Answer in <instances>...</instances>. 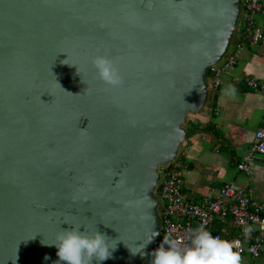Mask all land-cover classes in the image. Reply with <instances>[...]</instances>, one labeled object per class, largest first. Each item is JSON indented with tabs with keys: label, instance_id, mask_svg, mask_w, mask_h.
Wrapping results in <instances>:
<instances>
[{
	"label": "water",
	"instance_id": "obj_1",
	"mask_svg": "<svg viewBox=\"0 0 264 264\" xmlns=\"http://www.w3.org/2000/svg\"><path fill=\"white\" fill-rule=\"evenodd\" d=\"M239 20V0H0V264H64L70 227L115 240L99 264H150L161 170Z\"/></svg>",
	"mask_w": 264,
	"mask_h": 264
},
{
	"label": "crops",
	"instance_id": "obj_2",
	"mask_svg": "<svg viewBox=\"0 0 264 264\" xmlns=\"http://www.w3.org/2000/svg\"><path fill=\"white\" fill-rule=\"evenodd\" d=\"M261 4L264 6V0ZM256 20L260 24L259 15ZM241 30L240 24L234 40ZM244 76L264 82L263 42L245 46L237 63L220 75L219 91L210 92L206 107L187 115L188 136L179 156L184 164L180 169L182 188L190 201L205 195L216 197L226 183H233L251 197L264 201V153L254 155L252 173L244 172L245 178L237 166L255 142V131L264 126V93L247 89L237 81ZM224 226L231 228L228 224Z\"/></svg>",
	"mask_w": 264,
	"mask_h": 264
},
{
	"label": "built area",
	"instance_id": "obj_3",
	"mask_svg": "<svg viewBox=\"0 0 264 264\" xmlns=\"http://www.w3.org/2000/svg\"><path fill=\"white\" fill-rule=\"evenodd\" d=\"M239 4L241 33L233 41V47L223 62L208 69L207 79L212 94L219 91L220 75L227 73L237 63L245 46L264 43V6L261 0H239ZM257 15L260 17V24L256 20ZM237 81L250 90L264 93V82L256 78L244 76ZM254 139L255 142L237 165L238 169L247 175L252 173L254 155L264 153V126L255 131ZM183 166V161L178 155L161 170L155 189L160 202L161 232L149 248L150 264L151 252L159 247L164 236L179 239L187 245L190 243L193 230L197 228H204L213 236L233 243V250L240 255L242 253L249 255L253 260L252 264H264V201L251 197L244 189L233 183L224 184L216 197L205 195L197 201H190L186 199L182 188L180 169ZM217 224H228L232 235H226L225 227L219 231L214 230Z\"/></svg>",
	"mask_w": 264,
	"mask_h": 264
},
{
	"label": "clouds",
	"instance_id": "obj_4",
	"mask_svg": "<svg viewBox=\"0 0 264 264\" xmlns=\"http://www.w3.org/2000/svg\"><path fill=\"white\" fill-rule=\"evenodd\" d=\"M67 59L68 55L61 63L67 64L65 63ZM91 63L96 70L97 77L102 82L110 86L120 85V74L110 58L96 55L92 58ZM77 73L79 74L78 70ZM81 81L83 82L82 79ZM56 83L59 85L57 81ZM59 87L65 91L60 85ZM85 90L86 88L83 92ZM67 93L73 95L70 92ZM112 241L115 240L108 238L96 229L94 232L88 233L84 230L81 231L79 227H70L61 230L57 234L55 242L50 246H55L56 255L59 261L64 264H93V261L99 264L110 257V249L115 248V245L110 246ZM233 247V243L228 240L213 236L204 228H197L193 230L190 243L187 245H184L179 239L164 236L159 247L151 252V264H241V256L239 252L233 250Z\"/></svg>",
	"mask_w": 264,
	"mask_h": 264
},
{
	"label": "rangeland",
	"instance_id": "obj_5",
	"mask_svg": "<svg viewBox=\"0 0 264 264\" xmlns=\"http://www.w3.org/2000/svg\"><path fill=\"white\" fill-rule=\"evenodd\" d=\"M236 169V168H235ZM243 178H245V174L244 172L239 173ZM264 245V244H263ZM241 264H252L253 260L250 258L249 255H247L246 253H242L241 255ZM259 260H257V262H259Z\"/></svg>",
	"mask_w": 264,
	"mask_h": 264
},
{
	"label": "trees",
	"instance_id": "obj_6",
	"mask_svg": "<svg viewBox=\"0 0 264 264\" xmlns=\"http://www.w3.org/2000/svg\"><path fill=\"white\" fill-rule=\"evenodd\" d=\"M246 88H247V87H246ZM247 89H248V88H247ZM222 227H225V226H224V225H221V224H217V225L214 226L213 229L219 231V230H221ZM226 230H228V235L231 236V235H232V230H231V228H227ZM228 235H227V236H228Z\"/></svg>",
	"mask_w": 264,
	"mask_h": 264
}]
</instances>
